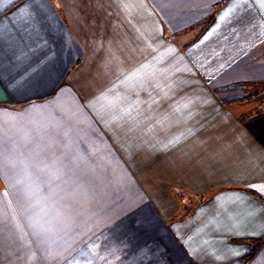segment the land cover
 Masks as SVG:
<instances>
[{
  "label": "crops",
  "instance_id": "0c3cea01",
  "mask_svg": "<svg viewBox=\"0 0 264 264\" xmlns=\"http://www.w3.org/2000/svg\"><path fill=\"white\" fill-rule=\"evenodd\" d=\"M0 264H264V0H0Z\"/></svg>",
  "mask_w": 264,
  "mask_h": 264
},
{
  "label": "rangeland",
  "instance_id": "374dc122",
  "mask_svg": "<svg viewBox=\"0 0 264 264\" xmlns=\"http://www.w3.org/2000/svg\"><path fill=\"white\" fill-rule=\"evenodd\" d=\"M105 248H106V247H105ZM104 250L108 251V249H104ZM104 250H101L102 253H100L99 257H100V256L104 257V252H105ZM107 253H108V254H106V255H109L111 252H107ZM105 257H107V256H105ZM108 257H110L111 261H113V258L111 257V255L108 256ZM117 257H118V259H119V256H117ZM117 257H116V258H117ZM102 260H104V258H103Z\"/></svg>",
  "mask_w": 264,
  "mask_h": 264
},
{
  "label": "trees",
  "instance_id": "16d2710c",
  "mask_svg": "<svg viewBox=\"0 0 264 264\" xmlns=\"http://www.w3.org/2000/svg\"><path fill=\"white\" fill-rule=\"evenodd\" d=\"M253 251H254V250H252V252H250V253L248 254V256H247V257H249L250 255H252Z\"/></svg>",
  "mask_w": 264,
  "mask_h": 264
}]
</instances>
